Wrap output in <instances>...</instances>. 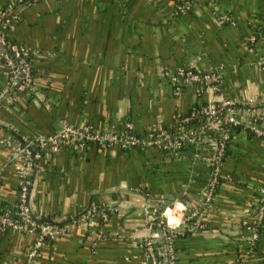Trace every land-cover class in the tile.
I'll return each instance as SVG.
<instances>
[{"label":"crops","instance_id":"0c3cea01","mask_svg":"<svg viewBox=\"0 0 264 264\" xmlns=\"http://www.w3.org/2000/svg\"><path fill=\"white\" fill-rule=\"evenodd\" d=\"M177 2L28 0L12 15L8 35L30 50L35 74L30 92L13 90L16 76L0 55V206L18 198L31 173V211L63 228L31 259L34 231L0 235V264H147L143 239L160 232L159 202L204 200L205 150L71 142L43 147L27 167L21 147L39 136L66 124L121 131L126 121L145 136L200 100L222 97L255 103L238 113L262 114L264 124V0H194L187 11ZM177 65L219 70L221 88L175 93L162 71ZM220 174L202 225L175 238L174 264H264V226L252 247L242 223L261 199L264 134L232 133Z\"/></svg>","mask_w":264,"mask_h":264},{"label":"built area","instance_id":"2783aa9c","mask_svg":"<svg viewBox=\"0 0 264 264\" xmlns=\"http://www.w3.org/2000/svg\"><path fill=\"white\" fill-rule=\"evenodd\" d=\"M193 1L178 0L177 9L179 11H187L192 6ZM207 3L212 4L211 0ZM3 14L4 12H0V16ZM12 15L7 18L5 23H3V28L0 29V55L13 75L16 76L15 85L19 83L17 88L21 91L24 88L31 87L30 64L26 59V56L31 53L25 45L13 42L8 35V23H10ZM227 19L228 17L224 14L218 16V20L221 22ZM251 39H254V37L251 36ZM162 72L172 85L175 93L185 87H191L198 95H201L208 89L216 90L221 88L223 80L222 73L215 68L195 69L192 65H177L172 69H164ZM199 103L201 105L199 108L195 109L192 106L188 112L178 115L172 125L152 130L145 136L136 133L130 121L125 122V128L121 131L105 132L92 131L89 124H85L81 128L66 124L52 134L39 136L35 143L40 147L49 149L59 148L64 144H68L69 141H80L77 144L79 147H82L85 141L89 140L101 142L102 144L117 142L121 146L152 145L172 154L180 153L179 147L181 146H186L189 149L198 148L205 150L206 161L210 165V176L204 191V199H208L212 196L213 189L219 182V177H221V158L226 151L227 141L230 139L229 129L225 124L241 126L255 135L264 134V124H262V114L257 113L250 118L240 115L238 113L240 106H236L239 104L238 101L230 97H222L218 100H200ZM240 104L241 106H246L247 104L246 107L255 105L253 102ZM252 110H255V108L252 107ZM193 119L196 120L194 123H192ZM21 149L24 150V156L28 163L27 167H29L30 160L33 157L40 155L38 151L32 152L31 147H28V145L26 147V144ZM27 174L26 172L23 173L22 184L18 192L20 200L19 213L22 215L21 220L12 219L7 214L0 215V229L4 226H10L13 230L34 231L37 234V238L28 255V259H31L37 248L46 241L44 234H49L53 238L62 231L63 227L48 224L38 225L30 218L29 185L31 181L26 177ZM258 189L261 193V199H264V185ZM189 206V204L182 200L173 199L170 203L163 206L158 215L160 224L170 232L181 231L183 224H186L188 219L193 218L198 213L197 208H192L188 213ZM146 207L149 208L147 205ZM100 214L102 217L106 216V212L102 210ZM263 216L264 204L259 208L258 219H261ZM193 225H200V221L195 219ZM38 226H40L39 230L36 231ZM248 231L250 233V241L253 243L254 238L257 236L256 227L250 226ZM163 234L164 232H161V230L160 232L154 230L143 239L147 264H162V262L174 264L171 243L167 242L161 249H155L154 242L156 237Z\"/></svg>","mask_w":264,"mask_h":264},{"label":"trees","instance_id":"16d2710c","mask_svg":"<svg viewBox=\"0 0 264 264\" xmlns=\"http://www.w3.org/2000/svg\"><path fill=\"white\" fill-rule=\"evenodd\" d=\"M27 1L28 0H13L12 1V5H11V7L9 8V7H7V5H8V3L9 2H7V3H5V4H2L1 6H0V11H4V14L1 16V18H0V29H2L3 27V23H5V21L7 20V18H9L13 13H15L17 10H18V7L19 6H21V5H25L26 3H27ZM205 2H209L210 0H204ZM216 1L217 0H211V2L212 3H216ZM262 33H264V32H262ZM258 34V33H257ZM260 34V33H259ZM11 40L13 41V42H17V43H20V42H18V41H16V40H14L13 38H11ZM2 48H4V46H2ZM10 55L11 56H13L11 53H10ZM26 59H27V61L29 62V64H30V74H31V82H30V85H31V87L30 88H24L23 90H21V91H23V92H30V90L32 89V84H33V78H34V74H35V70H34V68H33V66H32V60H31V54L30 55H28V56H26ZM195 69H197L196 67H194ZM19 77H20V72H19ZM21 80V79H20ZM18 84L19 83H17L15 86H14V88H13V90H15V91H17V92H21V91H19L18 90ZM203 105V104H202ZM201 105H200V103L198 102V103H196V104H194V108L195 109H197V108H199ZM236 106H240L239 104H237ZM196 120L195 119H193L192 120V123H194ZM226 125V127H228V133H229V135H230V137H231V135H232V133H234V132H236L239 128H242L241 126H234V125H231V124H228V123H226L225 124ZM248 131V130H247ZM250 133H252L251 131H249ZM89 142V140H87V141H85V143H88ZM69 143H71V141H69ZM72 143H80V141H76V142H72ZM227 146H228V141H227ZM31 147V150H32V152L33 151H38L39 153L41 152L42 153V148L43 147H40V146H38V145H36V146H30ZM185 149H187V147L186 146H181V147H179V151L181 152V151H183V150H185ZM226 154H227V148H226V151L224 152V154L222 155V158H221V161H223L224 159H225V156H226ZM33 161H32V163L34 164L35 162H37V159H35V158H33L32 159ZM30 181H31V179H32V175H31V173H28L27 174V176H26ZM221 181V177H219V182ZM219 182L215 185V187H214V189H213V194H212V196L210 197V198H208V199H204L203 200V203L202 204H197L196 206H193V207H191V206H189V210H188V213H189V211L192 209V208H198L199 210H198V213H197V215L196 216H194L193 218H190V219H188L187 221H186V224H185V229L182 231H173V232H170V231H168L164 226H162V224H160V226H161V228H160V230H161V232H164V234H163V240H162V242L161 243H159L158 244V242H154V246H155V249L157 250V249H161L162 248V246L164 245V244H166L167 242H169V243H171V245H172V247H173V251L175 252V249H176V246H175V238L176 237H179V236H182V235H184L185 233H187V231H189L190 230V228L191 229H195V228H198V227H200L201 225H202V218H201V216H200V214H201V209L204 207V206H210V204H212V202L215 200L214 199V195L216 194V192H217V188H218V184H219ZM21 184H22V182H21ZM21 184L19 185V188H20V186H21ZM30 186V185H29ZM258 192H259V194H260V196H261V193H260V191H259V189H258ZM264 204V199H260V201H258V204L255 206V208H254V211H253V214H252V216H251V218H249V219H247V220H244L242 223H243V227L244 228H246L247 230H248V228L250 227V226H254V227H256V231H257V236H256V238H254V241H253V243H252V247H254V246H256L257 245V243L259 242V239H260V236H261V234H262V232H263V226H264V216L261 218V219H258V212H259V208L262 206ZM19 206H20V200H19V198H17L15 201H12V202H6V203H4L3 205H1L0 206V215H4V214H7L8 216H10L12 219H17V220H21V214L19 213ZM30 218L32 219V220H34L35 221V223L36 224H38V225H42V224H48V225H51V221H50V219L49 218H45V216H38V215H36V214H34L33 212H32V214H30ZM157 219V221H158V218H156ZM195 219H198L199 221H200V225H198V226H194L193 225V221L195 220ZM59 225H58V227L59 226H62V225H60V224H62V223H58ZM39 227L40 226H38L37 228H36V231H38L39 230ZM13 231V229L10 227V226H4L3 228H1L0 229V235H3V234H6V233H10V232H12ZM44 239L46 240V241H50V240H52L53 238L52 237H50V235L49 234H44ZM161 257V256H160ZM162 258V257H161ZM172 259H173V261L175 262V260H174V255L172 256ZM162 264H167L166 262H162Z\"/></svg>","mask_w":264,"mask_h":264},{"label":"water","instance_id":"95a60500","mask_svg":"<svg viewBox=\"0 0 264 264\" xmlns=\"http://www.w3.org/2000/svg\"><path fill=\"white\" fill-rule=\"evenodd\" d=\"M30 189H31V186H30ZM30 192V191H29ZM198 200H200V202H203V200H201L200 198L196 197ZM168 203V200H167V197L163 198L160 202H159V205L160 207L158 208L159 211L162 210L163 206H165L166 204ZM31 214H32V211H31Z\"/></svg>","mask_w":264,"mask_h":264}]
</instances>
